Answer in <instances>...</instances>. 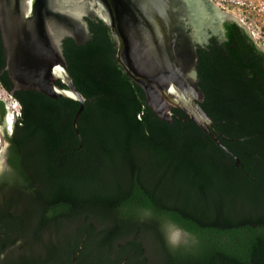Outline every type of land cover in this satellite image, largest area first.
<instances>
[{
    "label": "trees",
    "instance_id": "trees-1",
    "mask_svg": "<svg viewBox=\"0 0 264 264\" xmlns=\"http://www.w3.org/2000/svg\"><path fill=\"white\" fill-rule=\"evenodd\" d=\"M86 21L89 39L63 43L87 98L82 142L78 101L14 90L0 32V85L20 104L4 134L0 264H264V52L235 22L198 50L201 107L225 150L180 109L159 118L109 27Z\"/></svg>",
    "mask_w": 264,
    "mask_h": 264
},
{
    "label": "water",
    "instance_id": "water-1",
    "mask_svg": "<svg viewBox=\"0 0 264 264\" xmlns=\"http://www.w3.org/2000/svg\"><path fill=\"white\" fill-rule=\"evenodd\" d=\"M199 7L207 19L214 16L207 5L200 4ZM224 13L251 36L237 17ZM86 18L100 19L109 27L117 46L118 63L143 89L149 107L159 118L171 122L172 110L180 109L226 150L211 131L212 119L201 107L205 95L198 85V44L204 43L205 38L194 21L188 0H0L5 69L14 90H34L52 98L78 101L81 106L73 128L82 142L78 120L87 98L73 82L62 41L69 37L82 44L89 39L91 34ZM58 83L65 88L59 87ZM0 101L4 102L3 99ZM17 104L13 131L20 116L18 101ZM9 122L8 110L4 125L0 119V170L5 165L4 151L8 142L4 140V134H9ZM181 237L179 231L172 234L174 240ZM73 264H76V257Z\"/></svg>",
    "mask_w": 264,
    "mask_h": 264
},
{
    "label": "flooded vegetation",
    "instance_id": "flooded-vegetation-1",
    "mask_svg": "<svg viewBox=\"0 0 264 264\" xmlns=\"http://www.w3.org/2000/svg\"><path fill=\"white\" fill-rule=\"evenodd\" d=\"M191 7H192V11L194 14V21L196 22V24L198 26H200L202 32H201V36L205 38L204 43H199L198 47L200 49H205L207 47H209L210 40L212 38H214L215 40H217L218 42H225L226 40V27L225 24L227 22H235L237 23L240 27L241 25L236 22L234 19H232L231 17H229L226 13L220 11L218 8H216L209 0H188ZM209 3H208V2ZM207 5L213 13V17L212 18H206L203 16L201 9L199 7V5ZM213 5V7H212ZM215 8V9H214ZM219 12V13H217ZM221 13V14H220ZM242 28V27H241ZM69 37H65L62 41V43H64L65 39H67ZM63 47V45H62ZM8 146L5 149V165L3 167V169L0 170V175L8 169L7 166V158H6V152H7Z\"/></svg>",
    "mask_w": 264,
    "mask_h": 264
},
{
    "label": "built area",
    "instance_id": "built-area-1",
    "mask_svg": "<svg viewBox=\"0 0 264 264\" xmlns=\"http://www.w3.org/2000/svg\"><path fill=\"white\" fill-rule=\"evenodd\" d=\"M214 5H216L220 11L227 12V13H235V11H238L241 15L243 13H247L250 11L258 10V12H261V5L260 2L258 3V0H209ZM242 22L243 20L239 18ZM6 92V91H5ZM6 94L9 95L8 92ZM8 106L9 107V114H10V122L7 126V130L9 131V135L13 133V120H14V110L18 106L17 101L14 97L9 95L8 99ZM0 145H1V138H0Z\"/></svg>",
    "mask_w": 264,
    "mask_h": 264
},
{
    "label": "rangeland",
    "instance_id": "rangeland-1",
    "mask_svg": "<svg viewBox=\"0 0 264 264\" xmlns=\"http://www.w3.org/2000/svg\"><path fill=\"white\" fill-rule=\"evenodd\" d=\"M260 2L261 5V12H258V10L247 12L246 14L243 13L242 15L235 11V13H230L234 17H237L238 19L241 18L242 25H245L247 29H249V32L253 39H255V43L260 46L264 51V0H258V3ZM240 20V19H239ZM0 99H3L4 102L7 104V107L9 109L10 106H8V99L9 95L6 94L5 90L0 85Z\"/></svg>",
    "mask_w": 264,
    "mask_h": 264
},
{
    "label": "bare ground",
    "instance_id": "bare-ground-1",
    "mask_svg": "<svg viewBox=\"0 0 264 264\" xmlns=\"http://www.w3.org/2000/svg\"><path fill=\"white\" fill-rule=\"evenodd\" d=\"M240 21V20H239ZM241 22V21H240ZM242 23V22H241Z\"/></svg>",
    "mask_w": 264,
    "mask_h": 264
}]
</instances>
